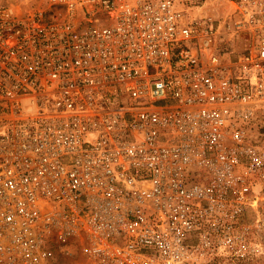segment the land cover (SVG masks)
<instances>
[{"label":"built area","instance_id":"obj_1","mask_svg":"<svg viewBox=\"0 0 264 264\" xmlns=\"http://www.w3.org/2000/svg\"><path fill=\"white\" fill-rule=\"evenodd\" d=\"M14 3L0 0V264L264 252V0Z\"/></svg>","mask_w":264,"mask_h":264},{"label":"rangeland","instance_id":"obj_2","mask_svg":"<svg viewBox=\"0 0 264 264\" xmlns=\"http://www.w3.org/2000/svg\"><path fill=\"white\" fill-rule=\"evenodd\" d=\"M12 2H15L14 4L18 6V8H21L22 10L28 9V11H36L39 8L40 9H47L48 8V3L47 0H12ZM21 9H18L19 12H21ZM216 11V10H215ZM219 13L224 14V9L220 8L217 10ZM228 41L226 40L225 43ZM249 43V38H247V35L244 34V36H238L235 38V40H231L228 42L227 46H229L231 49L234 50L235 54L238 52H241L245 49L247 44ZM259 122H262L264 124V113H260V118L258 120ZM264 129V127H263ZM263 195H264V187H263ZM261 202L264 204V196H261ZM259 235V234H258ZM260 239L264 243V232L260 234ZM77 262H74V264H82L81 259L78 258L76 260ZM238 264H264V252L251 257L248 261L241 262Z\"/></svg>","mask_w":264,"mask_h":264}]
</instances>
